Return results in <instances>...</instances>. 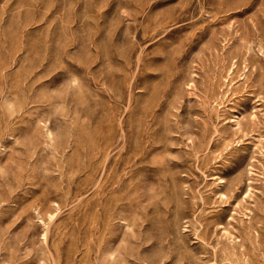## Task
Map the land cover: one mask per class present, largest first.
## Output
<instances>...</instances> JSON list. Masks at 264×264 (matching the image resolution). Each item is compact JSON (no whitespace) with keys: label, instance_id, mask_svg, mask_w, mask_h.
Listing matches in <instances>:
<instances>
[{"label":"rangeland","instance_id":"1","mask_svg":"<svg viewBox=\"0 0 264 264\" xmlns=\"http://www.w3.org/2000/svg\"><path fill=\"white\" fill-rule=\"evenodd\" d=\"M263 113L264 0H0V264H264Z\"/></svg>","mask_w":264,"mask_h":264},{"label":"bare ground","instance_id":"2","mask_svg":"<svg viewBox=\"0 0 264 264\" xmlns=\"http://www.w3.org/2000/svg\"><path fill=\"white\" fill-rule=\"evenodd\" d=\"M233 71V70H232ZM226 88V87H225ZM226 97V96H225ZM222 99V98H221ZM221 101V100H220ZM219 102V101H218ZM217 103V102H216ZM221 103H217V105L219 106ZM223 104V103H222ZM223 106V105H222ZM227 106V105H226ZM264 114V113H263ZM254 119V118H253ZM208 151V150H207ZM206 176V175H205Z\"/></svg>","mask_w":264,"mask_h":264}]
</instances>
